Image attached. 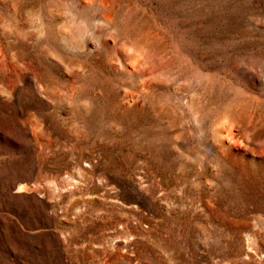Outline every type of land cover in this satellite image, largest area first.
<instances>
[{
	"label": "rangeland",
	"instance_id": "obj_1",
	"mask_svg": "<svg viewBox=\"0 0 264 264\" xmlns=\"http://www.w3.org/2000/svg\"><path fill=\"white\" fill-rule=\"evenodd\" d=\"M0 264H264V0H0Z\"/></svg>",
	"mask_w": 264,
	"mask_h": 264
}]
</instances>
